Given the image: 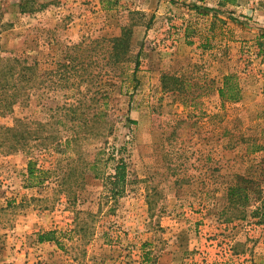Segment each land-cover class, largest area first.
Masks as SVG:
<instances>
[{
    "label": "rangeland",
    "instance_id": "rangeland-1",
    "mask_svg": "<svg viewBox=\"0 0 264 264\" xmlns=\"http://www.w3.org/2000/svg\"><path fill=\"white\" fill-rule=\"evenodd\" d=\"M195 4L217 10L215 0H0L1 56L55 71L61 52L81 43L77 89L108 98L96 135L36 155V168L52 165L41 185L27 187L26 154L0 155V264H264V213L253 217L264 199V149L253 152L264 146V0L217 18ZM125 25L130 52L120 69H101L108 55L92 41ZM227 74L238 102L217 95ZM164 75L177 81L164 89ZM64 93L38 89L0 125L42 122ZM93 160L97 178L85 165ZM120 160L126 184L113 198L103 179ZM236 183L249 190L242 218L227 200ZM45 231L60 245L39 244Z\"/></svg>",
    "mask_w": 264,
    "mask_h": 264
},
{
    "label": "trees",
    "instance_id": "trees-1",
    "mask_svg": "<svg viewBox=\"0 0 264 264\" xmlns=\"http://www.w3.org/2000/svg\"><path fill=\"white\" fill-rule=\"evenodd\" d=\"M177 0H171L175 2ZM202 1V0H198ZM217 10L206 5H192L191 9L196 13L206 15L212 13L217 18L221 13L220 8L236 7L242 0H215ZM106 7V6H105ZM219 7V8H218ZM20 13L26 12V4L20 5ZM106 9H111L109 6ZM28 11H33L32 9ZM231 12L228 13V17ZM133 25L121 27L120 34L111 39L99 38L93 40L99 49L103 59L105 54L107 59L101 64V69H120L125 57L131 50L133 41ZM264 39V35L260 36ZM81 43L66 47L61 52V58L56 60L55 71H49L46 67L38 68V63L23 56L0 55V116L11 115L16 106L27 107L34 92L38 89L52 91L64 90L61 95L62 102L56 103L53 108L48 110L46 120L38 122L29 118H14L12 125H0V155L9 156L18 153L26 154L27 161V187L41 185L46 181L47 175L52 171L51 168H36L38 156H51L53 154L64 153L70 146H75L82 138L97 134V125L107 122V95L104 92L91 94L90 90L80 92L77 88L83 83L84 77L79 74L83 64L78 57ZM259 52H264V40L257 43ZM138 59V58H137ZM136 59V60H137ZM138 62H135V71ZM133 72V74L135 73ZM104 72L102 75H106ZM118 75H121L118 74ZM87 81V80H86ZM177 80L173 76H163L162 85L167 89L168 82L175 83ZM76 88L77 92L74 91ZM67 93V94H66ZM101 93V94H100ZM217 95L222 103L238 102L241 99V90L234 74L223 76ZM95 103L96 106L91 104ZM97 102L100 105L97 107ZM103 127V126H102ZM104 129V127L102 128ZM104 134V131L98 132ZM264 149V146H255L253 152ZM87 170L92 172L93 178H97L96 160L85 163ZM104 184L109 187L111 197L116 198L122 195L126 184V164L120 160L113 167V173L104 177ZM227 200L233 210L242 214L249 203V190L246 186L236 183L227 190ZM262 213V214H261ZM264 213V199L253 211V217L259 219ZM259 223H261L259 221ZM38 243L58 244L55 231H45L37 235ZM143 259V258H142ZM144 261L145 258H144Z\"/></svg>",
    "mask_w": 264,
    "mask_h": 264
},
{
    "label": "crops",
    "instance_id": "crops-1",
    "mask_svg": "<svg viewBox=\"0 0 264 264\" xmlns=\"http://www.w3.org/2000/svg\"><path fill=\"white\" fill-rule=\"evenodd\" d=\"M40 244V243H39ZM49 245L50 246V243H41V245H43V246H45V245ZM53 243H51V245H52Z\"/></svg>",
    "mask_w": 264,
    "mask_h": 264
}]
</instances>
